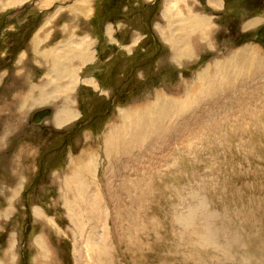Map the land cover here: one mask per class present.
Returning a JSON list of instances; mask_svg holds the SVG:
<instances>
[{"label":"rangeland","instance_id":"1","mask_svg":"<svg viewBox=\"0 0 264 264\" xmlns=\"http://www.w3.org/2000/svg\"><path fill=\"white\" fill-rule=\"evenodd\" d=\"M43 2L0 0V264H264V0Z\"/></svg>","mask_w":264,"mask_h":264},{"label":"bare ground","instance_id":"2","mask_svg":"<svg viewBox=\"0 0 264 264\" xmlns=\"http://www.w3.org/2000/svg\"><path fill=\"white\" fill-rule=\"evenodd\" d=\"M47 1V0H46ZM178 102V101H177ZM178 105H179V103H178ZM167 106V105H166ZM169 106H170V104H169ZM177 106V105H176ZM184 108V107H183ZM179 109H182V108H179ZM154 111V110H153ZM151 112V111H150ZM41 114V117L43 116V115H45L46 113L45 112H42V113H39V115ZM163 115V114H162ZM168 116H169V114H167ZM38 117V116H37ZM41 117H38V118H41ZM161 119V118H160ZM135 122H136V120H135ZM138 122V121H137ZM139 123V122H138ZM158 123V122H157ZM135 124H137V123H135ZM152 124H153V122H152ZM139 125H140V123H139ZM145 125V124H144ZM153 126V125H152ZM135 127H136V125H135ZM141 127H142V125H141ZM148 127V126H147ZM148 131H149V129H148ZM132 138V137H131ZM129 141H130V139H129ZM79 175V174H78ZM81 177V176H80ZM79 178V177H78ZM77 178V179H78ZM81 182H82V180H81ZM81 184V183H80ZM78 186V185H77ZM80 187H81V185H79ZM79 188V187H78ZM213 212V211H212ZM207 216V215H206ZM198 218V217H197ZM210 234V233H209ZM208 234V235H209ZM211 236V235H210ZM208 240H210V238L207 236V235H205L204 237H203V239H202V241H204V242H208ZM92 252V251H91ZM101 253V248H100V246H99V244H97L96 245V251H95V255H97V256H99V254ZM107 255V254H106ZM108 255H110V254H108ZM110 258V257H109ZM101 261V260H100ZM104 261L105 260H103V263H104ZM110 261V260H109ZM107 264V263H106ZM109 264H110V262H109Z\"/></svg>","mask_w":264,"mask_h":264},{"label":"crops","instance_id":"3","mask_svg":"<svg viewBox=\"0 0 264 264\" xmlns=\"http://www.w3.org/2000/svg\"><path fill=\"white\" fill-rule=\"evenodd\" d=\"M47 1H48V0H47ZM53 2H54V0H50V2H48V3L52 4ZM43 3L46 4V0H44ZM41 118H43V117H41Z\"/></svg>","mask_w":264,"mask_h":264}]
</instances>
